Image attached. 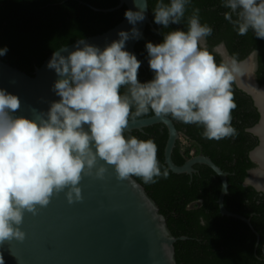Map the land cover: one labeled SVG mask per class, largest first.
Instances as JSON below:
<instances>
[{
	"label": "clouds",
	"instance_id": "1",
	"mask_svg": "<svg viewBox=\"0 0 264 264\" xmlns=\"http://www.w3.org/2000/svg\"><path fill=\"white\" fill-rule=\"evenodd\" d=\"M134 2L138 10L124 13L133 25L130 32L120 30L119 38L103 48L78 40L71 50L62 48L66 54L53 52L47 67L59 77L53 86L59 99L47 111L33 109L32 118L13 115L21 108L20 99L0 88V244L22 242L25 212L37 214L54 195L63 192L69 204L81 201L83 177L102 179L106 165L122 180L167 178L154 140L124 135L130 118L151 110L202 126L209 140L236 134L232 84L241 69L234 58L217 63L208 50L205 41L213 29L200 22L199 8L187 18V30L164 32L160 43L146 42L154 76L142 83L140 61L125 50L126 41L142 36L135 25L145 19L147 5ZM188 3L157 0L154 22L164 29L181 24ZM222 6L230 10L224 18L238 35L251 30L264 39V0H223ZM7 51L0 48V56Z\"/></svg>",
	"mask_w": 264,
	"mask_h": 264
},
{
	"label": "trees",
	"instance_id": "2",
	"mask_svg": "<svg viewBox=\"0 0 264 264\" xmlns=\"http://www.w3.org/2000/svg\"><path fill=\"white\" fill-rule=\"evenodd\" d=\"M147 1L152 26H146L135 45L136 52L147 62L146 42L160 43L164 32L187 30V18L194 8H199L200 22L213 29L205 42L217 63L222 61V57L214 51V47L220 43L225 44L228 53L237 60L255 52V76L258 83L264 85V39L257 38L251 30L247 35H238L233 25L224 18V13L230 10L222 6L223 0H189L181 24H170L167 29L154 22L153 8L157 0ZM118 2L0 0V48L8 49L7 54L0 58L33 74L34 69L61 46L102 33L120 22L125 17V5L104 11ZM153 76L151 69L140 65V82H147ZM125 90L121 89L122 92ZM232 91L236 108L231 113V124L236 134L220 140H209L202 136V126L184 124L169 116L180 132L172 160L181 165L197 154L210 157L228 172L224 206L232 213L249 218L250 223L220 212L218 199L221 179L207 165L195 164L192 174L174 173L168 169L164 162L168 130L164 124L156 123L143 130L124 133L126 137L153 139L157 145L161 171H168L167 178L157 177L155 183H144L140 177H134L159 206L171 233L175 237L186 236L174 243L176 264H264V193L243 184L248 170L254 167L249 152L258 144V138L248 128L257 123L259 112L251 96L235 83L232 84ZM153 114L149 110L146 115L135 118Z\"/></svg>",
	"mask_w": 264,
	"mask_h": 264
},
{
	"label": "water",
	"instance_id": "3",
	"mask_svg": "<svg viewBox=\"0 0 264 264\" xmlns=\"http://www.w3.org/2000/svg\"><path fill=\"white\" fill-rule=\"evenodd\" d=\"M144 12L145 19L136 23L135 27L143 34L147 25L152 26L149 16L148 1ZM125 5L127 10H138L134 0H119L114 7L104 9L110 11ZM133 27L126 17L106 31L78 40H84L103 48L107 43L118 39L120 30L129 31ZM140 38H131L125 43V50L134 54L140 65L150 68L149 63L135 50ZM61 46L56 51L66 54L64 49L71 50L77 41ZM222 60H231L225 44L214 47ZM50 53L36 67L33 74L12 66L0 58V88L19 97L21 108L13 115H24L32 118V110L47 111L49 104L59 97L53 91L54 82L59 79L53 69L47 64L52 57ZM235 59V58H234ZM237 60V59H236ZM250 60L253 64L252 79L258 90L264 91L255 76V52L250 53L238 64ZM235 85L249 94L259 112V120L248 128L258 138V144L249 152V158L254 167L248 170L243 184L251 185L257 191L264 193V187L251 181L255 173L259 174L263 163L259 159L264 156L263 105L258 104L254 94L239 84ZM162 123L168 130V138L164 147V162L174 173L192 174L195 164H205L221 179L219 207L222 214L245 218L226 209L223 203L228 192V172L222 170L210 157L204 154L191 156L178 165L172 160V152L180 132L169 116L156 114L129 119L128 129L143 130L144 127ZM125 131V132H126ZM103 163V161H101ZM104 177L85 176L80 182L82 200L69 204L63 192L54 195L50 203L39 208L37 214L25 212L20 228L25 233V239L20 242L15 239L0 244V257L3 264H176L174 243L186 236L175 237L166 222V217L160 212L159 206L147 193L145 187L134 177L118 179L113 166L106 165ZM258 237V235H257Z\"/></svg>",
	"mask_w": 264,
	"mask_h": 264
},
{
	"label": "bare ground",
	"instance_id": "4",
	"mask_svg": "<svg viewBox=\"0 0 264 264\" xmlns=\"http://www.w3.org/2000/svg\"><path fill=\"white\" fill-rule=\"evenodd\" d=\"M240 69H241V73L237 75V80L239 82V84H241L244 88H247L248 90H250L255 98L257 99L258 104H262V101L264 100V91L263 90H258L255 86H254V82L252 79V67L253 64L250 60L245 61L241 64H239ZM257 94V95H255ZM258 96V97H256ZM264 109V108H263ZM261 135H264V128H261L260 130ZM263 165H264V156L259 158ZM251 181H253L254 183L264 187V166L263 168L260 170V173L257 174L255 173L253 175V177L251 178Z\"/></svg>",
	"mask_w": 264,
	"mask_h": 264
},
{
	"label": "flooded vegetation",
	"instance_id": "5",
	"mask_svg": "<svg viewBox=\"0 0 264 264\" xmlns=\"http://www.w3.org/2000/svg\"><path fill=\"white\" fill-rule=\"evenodd\" d=\"M255 55H256V53H255ZM255 61H256V57H255ZM256 66H257V65H256ZM255 70H256V68H255ZM255 95H257V94H255ZM256 97H258V96H256ZM262 105H263L262 108H264V100L262 101Z\"/></svg>",
	"mask_w": 264,
	"mask_h": 264
},
{
	"label": "rangeland",
	"instance_id": "6",
	"mask_svg": "<svg viewBox=\"0 0 264 264\" xmlns=\"http://www.w3.org/2000/svg\"><path fill=\"white\" fill-rule=\"evenodd\" d=\"M183 143H186V141H184V139H181Z\"/></svg>",
	"mask_w": 264,
	"mask_h": 264
}]
</instances>
